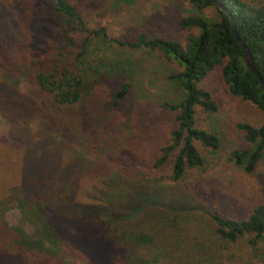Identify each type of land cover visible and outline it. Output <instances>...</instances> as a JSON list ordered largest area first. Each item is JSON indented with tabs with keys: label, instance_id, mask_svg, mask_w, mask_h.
I'll list each match as a JSON object with an SVG mask.
<instances>
[{
	"label": "trees",
	"instance_id": "1",
	"mask_svg": "<svg viewBox=\"0 0 264 264\" xmlns=\"http://www.w3.org/2000/svg\"><path fill=\"white\" fill-rule=\"evenodd\" d=\"M185 1L198 9L213 6L208 0ZM218 1L226 12L213 6L216 21L199 16L177 19L178 29L197 30L181 46L143 32L128 41L107 37L104 28L89 29L85 20L91 11L84 10V0H0V116L9 124L8 136L0 137V144L15 153L6 159L16 163L13 179L0 180V264H73L66 261L70 250L58 245L56 233L62 225L66 229L63 221L77 210V215L110 225L107 237L126 252L124 264L217 263V249L187 234L189 209L201 207L179 190L180 182L203 165L194 143L209 152L219 146L218 137L198 129L195 120L196 108L207 117L216 110L209 93L198 87L213 69L219 68L231 97L250 103L263 115L257 128L237 125L248 148L231 152V160L247 173L264 161V93L244 67L229 19L248 50L252 68L264 81V0ZM33 13L41 24L46 16L60 19L63 45L61 40H40L46 31L40 27L35 28L39 37L32 35ZM73 27L84 34L79 45L69 36ZM91 38L120 48L157 51L179 68L169 79L179 86L182 98L177 104L161 105L175 113L177 126L154 160L153 167H164L159 177L141 168L126 170L125 160L107 147L111 137L106 123L96 132L97 142H91L101 117L127 92L123 84L95 107L86 91L84 69ZM21 83L28 86L24 93ZM33 121L37 130L31 133ZM79 178L87 187L75 184ZM81 199L88 201L83 210L76 208ZM13 208L32 220L33 232L7 225L4 214ZM203 213L211 221L210 234L224 243L249 235L248 243L254 246L264 237L263 204L240 221Z\"/></svg>",
	"mask_w": 264,
	"mask_h": 264
},
{
	"label": "rangeland",
	"instance_id": "2",
	"mask_svg": "<svg viewBox=\"0 0 264 264\" xmlns=\"http://www.w3.org/2000/svg\"><path fill=\"white\" fill-rule=\"evenodd\" d=\"M84 2L87 6L84 10L91 11L85 20L89 29L104 28L107 37L128 41L134 40L139 32H143L147 36H160L183 46L186 37L196 34L197 30L178 29V18L199 16L207 21L218 19L213 6L198 9L185 0ZM45 19V24H41L39 17L34 14L30 30L32 35L38 36L35 28L40 27L42 31L46 29L40 40H61L60 19L55 16H46ZM73 28L69 36L74 45H79L84 34L77 27ZM61 43L63 45L62 40ZM86 52L85 86L94 99L95 107L102 101H108L121 85L127 86L123 98L101 117V123L91 134V142H97L96 132L104 130V122L103 125L106 123L105 126H108L107 134L111 137L107 139V147H110L114 155L125 160L126 170L139 172L141 168L144 173L155 177L164 174V167L155 168L153 163L158 150L167 145L170 132L177 126L175 113L163 109L161 105L177 104L182 98L179 86L169 79L170 75L179 70L178 66L167 61L157 51L120 48L96 38L89 39ZM198 87L209 93L216 110L207 117L196 108V127L214 133L218 137L219 146L216 151L209 152L194 143L203 159V165L199 171L190 173L180 182L179 190L195 200L201 209H189L190 218L185 230L190 237L200 239L209 247L217 249L219 258L215 264H264V237L256 240L254 246L248 243L252 238L249 235H243L234 243H224L210 234L212 224L203 213V210H208L223 218L240 221L249 215L255 205H264V161L247 173L230 158L231 152L248 148L237 125L248 124L257 128L262 123L263 115L250 103L228 94L219 68L210 71ZM27 88L26 83H21L20 92L24 93ZM29 129L34 133L37 122L33 121ZM8 130L9 124L0 116V137L6 138ZM13 156L15 153L0 144L1 182L13 179L16 163L9 160ZM86 183L87 181L79 178L75 184L87 187ZM76 202H79L76 208L80 207L82 210L88 204V201L82 199ZM76 212L72 219L63 221H66V229L63 231L62 225L56 233L58 245L70 250L66 261L73 264H124L126 252L107 237L110 225L99 224L85 215H77ZM4 219L8 226L19 227L27 234L35 229L32 220H26L18 209L6 211Z\"/></svg>",
	"mask_w": 264,
	"mask_h": 264
},
{
	"label": "water",
	"instance_id": "3",
	"mask_svg": "<svg viewBox=\"0 0 264 264\" xmlns=\"http://www.w3.org/2000/svg\"><path fill=\"white\" fill-rule=\"evenodd\" d=\"M208 1L217 10L225 11L224 8L222 7L221 3L218 0H208ZM229 19H230V32H231L234 40L236 41V43L238 44V46H239V48H240V50L242 52V61H243L244 67L246 68V70H248L254 76V78L258 82L259 87L261 88V90L264 93V81L260 78L259 74L252 68V66H251V59H250V55L248 53V50L246 49V47L242 44V42L240 41V39L236 35V32L234 30V25H233L232 18L229 17Z\"/></svg>",
	"mask_w": 264,
	"mask_h": 264
}]
</instances>
